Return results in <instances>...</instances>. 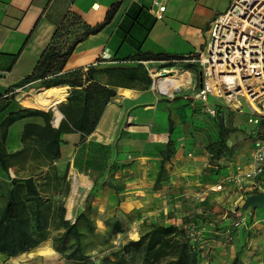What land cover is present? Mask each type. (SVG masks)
<instances>
[{
  "label": "crops",
  "instance_id": "0c3cea01",
  "mask_svg": "<svg viewBox=\"0 0 264 264\" xmlns=\"http://www.w3.org/2000/svg\"><path fill=\"white\" fill-rule=\"evenodd\" d=\"M156 1L0 0V99L11 97L6 110L0 113V121L8 111L19 107L51 109L54 127L63 117L57 105L66 100L72 87L65 84L43 88L58 93L53 105L44 106L33 103L26 95L31 91L28 84H15L33 71L62 23L76 16L84 25L93 26L102 22L106 12L116 5L111 20L78 42L63 68L85 70L92 65L97 69L95 80L115 91L96 127L85 139L75 131L60 134L61 154L56 161L59 169L69 166L67 196L71 193L74 172L85 194L93 185L92 179L100 177L96 181L100 184V198L107 199L98 203L96 198L94 203L97 212L104 211L107 215L96 219L98 226H104V219L114 214L113 185L121 195L119 213L139 231L152 221L178 224L183 216L195 212L211 215L248 193L264 191V170L259 177L246 179L240 186L226 180L239 169L252 168L254 141L256 136L264 137V121L251 126L237 116L238 112L223 105L217 108L221 118H214L201 111L200 101L195 97L200 85V66L195 61L205 50L211 22L225 11L230 0H166V9L159 17L154 13ZM145 52H167L181 58L132 59ZM210 102L218 104L215 99ZM220 123L228 130L224 148L214 158L207 145L218 139ZM43 125L42 116L16 120L7 128L5 148L19 149L23 131L29 126L40 129ZM89 140L111 146L112 156L102 159L106 165L104 173L84 170L74 163L79 147ZM168 140L172 142L171 156L165 164L163 179L155 182ZM111 161L117 163V173L110 179L113 185L104 183L109 180ZM23 171L27 170L16 165L9 169V174L0 170V204L5 185L16 174L23 175ZM254 181L258 188L253 190L250 184ZM221 182L222 189L216 190L215 185ZM197 195L200 197L196 198ZM67 196L62 195L66 200L65 217L72 220L76 212L73 213L74 203L68 205ZM255 208L254 214L264 215L263 207L261 212Z\"/></svg>",
  "mask_w": 264,
  "mask_h": 264
},
{
  "label": "trees",
  "instance_id": "16d2710c",
  "mask_svg": "<svg viewBox=\"0 0 264 264\" xmlns=\"http://www.w3.org/2000/svg\"><path fill=\"white\" fill-rule=\"evenodd\" d=\"M115 9L116 5L111 6L104 20L93 26L84 25L76 16L62 23L54 32L51 42L33 71L15 84V86H22L39 82L45 89L67 84L72 89L66 100L57 105L63 114L57 127L51 124V109L19 107L8 111L0 121V170L9 174V169L15 165L22 170H27L26 174H16L11 177L2 195L0 253L6 257L30 251L50 238L52 249L62 254L67 261L74 264H88L89 245L105 244L110 236L123 231L125 223L118 208L121 195L119 188L110 183V179L114 176L115 162L109 163L107 174L109 180H104V183L108 182L109 185L114 186L116 208L114 214L104 220L106 229L103 234L98 233L93 217L85 209L76 214L73 220L65 217L66 208L59 188L65 186L64 190H67L65 177L68 164L62 169L56 165L61 154L60 134L63 131H75L80 133L82 140L85 139L96 127L107 100L115 94L112 88L95 80L94 75L97 69L92 65L85 70L82 68L63 70L76 44L89 34L101 30L111 20ZM135 58L170 60L181 57L167 52H145L132 56V59ZM10 101L9 96L0 99V113L6 110ZM28 116H42L43 127L38 129L36 126H29L22 133V146L16 150H7L4 142L8 126ZM219 128L218 139L207 145L208 151L214 158L220 156L228 130L222 123ZM88 145L100 147V161L102 166H106L102 159L108 158L106 153L108 146L89 140L78 149L74 160L76 167H80L81 156ZM171 152L172 142L168 140L163 149L155 182L163 179L165 164L169 161ZM95 184L94 180L85 200L92 196ZM68 205L71 206V196L68 198ZM227 228L209 222L198 213L183 216L178 224L152 221L141 230L138 238L127 239L117 249L103 252L102 263L132 264L131 261H134V264H202L204 244L201 242L204 238L214 239L220 234L223 235ZM204 229L205 234L196 235L198 231L202 233ZM240 252L242 250L235 254L229 264H243L238 256Z\"/></svg>",
  "mask_w": 264,
  "mask_h": 264
},
{
  "label": "built area",
  "instance_id": "2783aa9c",
  "mask_svg": "<svg viewBox=\"0 0 264 264\" xmlns=\"http://www.w3.org/2000/svg\"><path fill=\"white\" fill-rule=\"evenodd\" d=\"M155 3L154 13L159 17L166 9V0ZM196 61L201 80L195 97L201 111L215 115L217 109L210 99L220 100L229 110L247 114L251 126H259L264 120V0H230L211 22L205 50ZM263 170L264 137L256 136L252 168L239 169L226 180L240 186L246 179L259 177ZM222 185L216 184L215 189H222ZM257 185L254 181L250 187L254 190ZM244 222L245 216H238L233 224Z\"/></svg>",
  "mask_w": 264,
  "mask_h": 264
},
{
  "label": "rangeland",
  "instance_id": "374dc122",
  "mask_svg": "<svg viewBox=\"0 0 264 264\" xmlns=\"http://www.w3.org/2000/svg\"><path fill=\"white\" fill-rule=\"evenodd\" d=\"M195 63H197V65L199 66L197 61H195ZM178 72H182V71H178ZM43 88L44 87L41 86L39 82L30 83L28 84V89L31 91L26 95H29V99L33 103L38 104L34 100L33 96L34 94L43 92L42 90ZM219 102L218 104L217 103L214 104L216 109L217 108L219 109L222 106V102L221 103ZM52 103L53 101L51 102V104ZM218 109L216 110L217 112L215 115H213V117L219 119L221 118V114H220V110ZM244 111L248 113V109L245 106H244ZM237 114L236 115L238 117H242V120L244 122L247 120V114H243V113L241 114L237 113ZM228 121L233 122L232 120H228ZM94 153L96 154L95 156ZM99 153H100L99 146L88 145L85 148L84 154L81 156L80 167L78 168H83V169L87 168L90 169L91 171L93 170L98 172V174H100L101 171L104 173V169H105L104 167L106 166L104 165H103L104 167L102 166ZM106 153H108V156L110 155L109 157L112 156L111 146H108V152ZM114 164H115L114 166L115 167L114 175H115L117 173V163L115 162ZM24 173H27V171H23V174ZM68 174H69V166H68L67 175L65 177V182H67V190H64L65 186L59 188V191H62L61 196L62 195L67 196V192L70 187L69 185L70 180L66 179ZM72 176L73 178H72V186L70 193L71 201L73 200V196L77 191L76 186L78 187L77 173L74 172ZM92 180L99 182L100 177L99 176L94 177ZM90 189L88 190V192L90 191ZM93 191L94 192L92 196L87 200H85V197L88 192L85 194V191H83L84 193H82L81 196L78 197L74 202L73 213L75 214L76 212L77 214L78 206H81L83 209L87 210V212H89V214L93 217L95 221L96 230L98 231V233L103 234L106 229L105 223L104 226H98L96 223V219L103 218L107 214L104 213V211L101 213L96 211L97 206L95 205L94 200L97 198L98 203H104L105 199L107 198L106 197H104L103 199L100 198V195L102 193H100L101 192L100 184H97V182L94 186ZM68 196L66 198H68ZM244 198L245 197H243L240 201H236V202L232 201L231 204L224 206L225 208H223L222 210H218L217 212L212 213L211 215L205 211L195 212L203 215L205 218H207L209 222H213L219 227H228L227 229H225L224 234L223 235L220 234L219 237L217 238L205 239L203 237L205 242H203L204 240L201 242L204 244V248L202 251L203 254L202 264H229L239 250H242V252H240L238 256L242 260L243 264H264V215H260L259 213L254 214L253 209L250 207L246 209H242L241 205L244 201ZM63 201L65 202L66 200L63 199ZM254 210L261 212L262 208L256 207ZM238 216H245V222L238 226H235L233 222ZM124 223L125 224L123 231L110 236L107 243L105 244L95 243L92 246L91 245L88 246L87 251L90 254L88 264H103L101 259V255L103 254V252L105 253L110 250L117 249V247L127 239L138 238L142 228L139 231V229L137 230V227L130 224V222H125L124 220ZM136 230L138 232H136ZM203 233L204 234L206 233L205 229L202 231V233L198 231L196 235L202 236ZM32 251H36V252L33 253ZM131 263L134 264V261H131ZM0 264H74V263L67 261L62 254L54 251L51 247V239L48 238L42 244L35 247L34 249L27 252H22L16 256L6 257L5 255L0 253ZM106 264H110V263H106Z\"/></svg>",
  "mask_w": 264,
  "mask_h": 264
},
{
  "label": "bare ground",
  "instance_id": "6f19581e",
  "mask_svg": "<svg viewBox=\"0 0 264 264\" xmlns=\"http://www.w3.org/2000/svg\"><path fill=\"white\" fill-rule=\"evenodd\" d=\"M188 74V73H187ZM170 78V77H169ZM175 82V81H174ZM178 86V85H177ZM168 88V87H167ZM165 89V88H164ZM43 90V89H42ZM59 92V91H58ZM62 93V91H61ZM34 100L40 104V105H44V106H48L55 98L58 97V93L55 90H45L43 92H40L38 94H34ZM83 175V174H82ZM87 175V174H86ZM88 176V175H87ZM73 178V176H72ZM87 179V178H86ZM90 182V181H88ZM77 183V180H76ZM75 183V184H76ZM87 183V182H86ZM86 186V185H85ZM88 186V185H87ZM77 191L73 196V200L71 201V205L75 202V200L81 196L82 193H84V186L80 184V182L78 183V187L76 186ZM74 210V209H73ZM133 230V229H132ZM134 233V232H132ZM131 233V234H132ZM133 235V234H132ZM137 235V234H136Z\"/></svg>",
  "mask_w": 264,
  "mask_h": 264
},
{
  "label": "water",
  "instance_id": "95a60500",
  "mask_svg": "<svg viewBox=\"0 0 264 264\" xmlns=\"http://www.w3.org/2000/svg\"><path fill=\"white\" fill-rule=\"evenodd\" d=\"M199 75H200V72H199ZM200 80H201V77H200ZM249 207L250 208H255V207L264 208V191L249 194L244 198L241 208L246 209ZM81 211H82V208L80 207L78 209V213H80Z\"/></svg>",
  "mask_w": 264,
  "mask_h": 264
}]
</instances>
